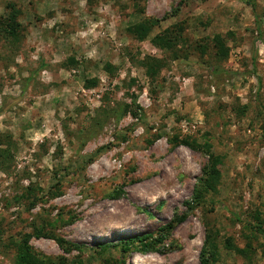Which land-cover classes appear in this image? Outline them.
Masks as SVG:
<instances>
[{
  "label": "rangeland",
  "instance_id": "1",
  "mask_svg": "<svg viewBox=\"0 0 264 264\" xmlns=\"http://www.w3.org/2000/svg\"><path fill=\"white\" fill-rule=\"evenodd\" d=\"M8 4L20 40L0 39V264L35 231L81 248L32 236L49 264H199L207 235L215 264H264V0H0V17ZM146 19L161 22L139 42L127 28ZM173 26L177 60L149 42ZM215 35L224 62L195 49ZM146 56L165 65L153 81ZM174 137L220 157L215 192L199 182L207 156ZM169 224L154 251L120 253Z\"/></svg>",
  "mask_w": 264,
  "mask_h": 264
},
{
  "label": "trees",
  "instance_id": "2",
  "mask_svg": "<svg viewBox=\"0 0 264 264\" xmlns=\"http://www.w3.org/2000/svg\"><path fill=\"white\" fill-rule=\"evenodd\" d=\"M91 2V0H86ZM144 1V0H141ZM185 0H181L183 2ZM8 15L6 17H0V39L6 41L7 43L15 44L20 40V24L18 22V17L20 16V10L16 8L13 4L7 5ZM160 20L158 19H146L143 20L129 28H127L128 34L134 37L139 42L147 40L153 29L160 25ZM181 28L179 26H173L166 29L162 33L155 35L153 38L149 39L150 44L160 50H167L175 60L179 58L178 53L175 51V48L178 47L179 42L182 39ZM257 31L259 38L264 42V34L260 30V25H257ZM206 43L198 44L195 46V49L199 52L200 55L204 56L207 53H211L214 59L218 62H224L228 59L230 48L228 47L226 40L221 35H215L213 38H207ZM72 63L74 60H70ZM140 65L145 70V75L152 81L160 74L161 70L164 68L163 60L152 58L150 56L144 57L141 60ZM98 85L97 80H87L85 87L87 89L94 88ZM134 103V102H133ZM127 111L124 112V114ZM174 145L182 144L188 147L190 150L202 153L207 156L208 163L203 168V176L199 180L203 191L205 193L215 192L216 185L220 180V172L218 166L221 165V159L218 156H215L210 151V147L207 144H196L188 139L178 140L177 137H174ZM3 137H0V158L3 157V154L6 152V149H2ZM184 218L179 219L182 221ZM172 224H169L164 230V233L143 235L140 237H135L129 240L127 243H120L117 246L119 247L120 253L122 255L131 253L132 251H137L145 253L148 251H154L157 245H160L163 239L169 235L172 230ZM48 237L54 238L57 244L63 249L64 252H69L71 249H76L81 251L79 246L73 245L71 243L65 242L62 239H57L50 234L42 233L35 231V234H26L22 236L19 241L11 243L15 249V260L14 264H49L46 258L41 257L33 248L29 245L31 237ZM109 246H103L102 249H105ZM232 248L231 246H228ZM103 251V250H101ZM216 248L211 239L210 235H207L205 244L202 248L199 264H215L217 262ZM61 264H66L63 259H60ZM78 264H82L79 262Z\"/></svg>",
  "mask_w": 264,
  "mask_h": 264
},
{
  "label": "built area",
  "instance_id": "3",
  "mask_svg": "<svg viewBox=\"0 0 264 264\" xmlns=\"http://www.w3.org/2000/svg\"><path fill=\"white\" fill-rule=\"evenodd\" d=\"M184 128H185V126H184Z\"/></svg>",
  "mask_w": 264,
  "mask_h": 264
},
{
  "label": "bare ground",
  "instance_id": "4",
  "mask_svg": "<svg viewBox=\"0 0 264 264\" xmlns=\"http://www.w3.org/2000/svg\"><path fill=\"white\" fill-rule=\"evenodd\" d=\"M137 260V259H136Z\"/></svg>",
  "mask_w": 264,
  "mask_h": 264
}]
</instances>
